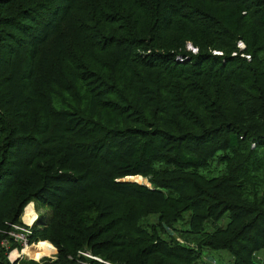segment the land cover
Here are the masks:
<instances>
[{
    "label": "trees",
    "instance_id": "16d2710c",
    "mask_svg": "<svg viewBox=\"0 0 264 264\" xmlns=\"http://www.w3.org/2000/svg\"><path fill=\"white\" fill-rule=\"evenodd\" d=\"M1 198L0 264L31 201L54 264H264V0H0Z\"/></svg>",
    "mask_w": 264,
    "mask_h": 264
},
{
    "label": "rangeland",
    "instance_id": "374dc122",
    "mask_svg": "<svg viewBox=\"0 0 264 264\" xmlns=\"http://www.w3.org/2000/svg\"><path fill=\"white\" fill-rule=\"evenodd\" d=\"M15 7L17 8L18 4L16 5L13 3V6L10 7L9 9L12 10ZM126 179L137 180L142 183H147V179L140 177V176H133V177H129ZM11 204L12 202H10L8 199H5V198L0 199V210L3 211V213L7 216H8L7 211ZM39 213L46 214L49 217H55L56 219L58 218V215H60L61 211L60 210L53 211L52 209H48L47 207H40L39 205L37 204L35 205V203L31 201L26 205L25 211L23 210L24 215L22 216L21 222L23 220L24 222L28 221V223H32L33 221H35ZM154 219H155L154 217H151L149 220L154 221ZM227 222H228V217L225 214L219 221L209 222V229H213L218 226H225ZM53 228L54 226L51 225L49 227V230H53ZM13 231L16 232V229L14 226H12V231L10 232V236L12 237H14V235L12 234ZM1 243L3 246L8 248L7 257L9 258L11 262L12 261L19 262L21 260H26V261L32 260L39 264H43L46 262L50 264H54L57 261V254L59 252L58 248L55 245H53L50 241H40L37 243H32V244L27 245L26 247H23L22 245L18 243L14 244V246L12 247V244H10L6 239H3ZM42 243H48V248L44 252L43 250H39L36 247L37 245H41ZM66 247L71 248L72 245L67 244ZM86 251H89L90 253H92L89 249ZM202 253H203V257L206 259V261L209 264H233V257L226 250L203 249ZM81 260L82 259L78 257V261L75 264H79ZM255 260L257 262H260L261 260L264 262V249H261L255 253Z\"/></svg>",
    "mask_w": 264,
    "mask_h": 264
},
{
    "label": "built area",
    "instance_id": "2783aa9c",
    "mask_svg": "<svg viewBox=\"0 0 264 264\" xmlns=\"http://www.w3.org/2000/svg\"><path fill=\"white\" fill-rule=\"evenodd\" d=\"M24 211H25V208H24ZM23 215L24 214H22V216ZM22 223H23L22 225H13L16 229V232L13 231L12 234L14 235V239L16 242L19 241L23 244V246H26V243L28 241V235L31 233L30 224L25 223L23 220H22ZM78 254L83 256V257H86L88 259L95 260L99 263L114 264V263H110L108 261H105L102 258H100V257H98V256H96V255H94V254H92L86 250H83V251L79 250ZM79 264H93V263L89 262L88 260L82 259Z\"/></svg>",
    "mask_w": 264,
    "mask_h": 264
},
{
    "label": "bare ground",
    "instance_id": "6f19581e",
    "mask_svg": "<svg viewBox=\"0 0 264 264\" xmlns=\"http://www.w3.org/2000/svg\"><path fill=\"white\" fill-rule=\"evenodd\" d=\"M38 216V215H37ZM37 218V217H36ZM35 219V218H34ZM34 222V221H33ZM33 222L32 223H28V221H26L25 223H27V224H30V227H31V225L33 224ZM18 242V244H20V245H22L23 246V244L21 243V242H19V241H17ZM27 245H29V243H28V241H27V243H26V246ZM26 246H23V247H26Z\"/></svg>",
    "mask_w": 264,
    "mask_h": 264
},
{
    "label": "water",
    "instance_id": "95a60500",
    "mask_svg": "<svg viewBox=\"0 0 264 264\" xmlns=\"http://www.w3.org/2000/svg\"><path fill=\"white\" fill-rule=\"evenodd\" d=\"M134 181H137V180H134ZM137 182H139V181H137Z\"/></svg>",
    "mask_w": 264,
    "mask_h": 264
}]
</instances>
